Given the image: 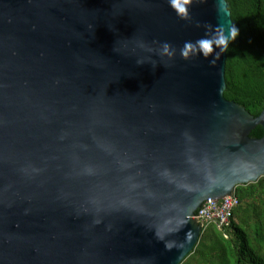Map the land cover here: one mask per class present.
Here are the masks:
<instances>
[{
  "label": "water",
  "instance_id": "95a60500",
  "mask_svg": "<svg viewBox=\"0 0 264 264\" xmlns=\"http://www.w3.org/2000/svg\"><path fill=\"white\" fill-rule=\"evenodd\" d=\"M188 8L0 0V264H181L202 204L264 176L227 51L180 56L234 26L227 0Z\"/></svg>",
  "mask_w": 264,
  "mask_h": 264
},
{
  "label": "trees",
  "instance_id": "16d2710c",
  "mask_svg": "<svg viewBox=\"0 0 264 264\" xmlns=\"http://www.w3.org/2000/svg\"><path fill=\"white\" fill-rule=\"evenodd\" d=\"M227 3L239 34L227 50L224 95L257 117L264 109V0ZM263 135L261 125L250 134ZM235 192L239 204L227 237L215 224L209 225L181 264H264V176L237 186Z\"/></svg>",
  "mask_w": 264,
  "mask_h": 264
},
{
  "label": "clouds",
  "instance_id": "9594fccd",
  "mask_svg": "<svg viewBox=\"0 0 264 264\" xmlns=\"http://www.w3.org/2000/svg\"><path fill=\"white\" fill-rule=\"evenodd\" d=\"M191 2L192 0H169L170 6L181 19H187L189 17L188 5ZM202 2H206V0H202ZM223 11L224 9L221 8V12ZM217 28L220 30L216 31L214 29L211 34L206 33L204 37L195 42H185L184 47L180 50V56L182 58H190L195 53L203 57L210 64H215L220 55L228 50L230 41H234L239 34V30L235 26L226 30L223 28V25L217 26ZM162 49L167 54L166 61L174 60L176 56L175 48L168 42H163ZM113 51L116 52L117 49L114 47ZM160 56L162 59L165 58L164 55ZM136 63L139 65L143 64L144 61L138 59ZM153 67H155V64H153Z\"/></svg>",
  "mask_w": 264,
  "mask_h": 264
},
{
  "label": "built area",
  "instance_id": "2783aa9c",
  "mask_svg": "<svg viewBox=\"0 0 264 264\" xmlns=\"http://www.w3.org/2000/svg\"><path fill=\"white\" fill-rule=\"evenodd\" d=\"M239 204V198L233 191L231 196L226 195L222 198L205 201L197 212V219L202 224V232L209 225L215 224L218 229L226 233L233 219L234 209ZM227 237V233L225 234Z\"/></svg>",
  "mask_w": 264,
  "mask_h": 264
}]
</instances>
